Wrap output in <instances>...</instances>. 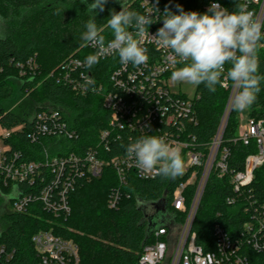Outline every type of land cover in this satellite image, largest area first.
I'll use <instances>...</instances> for the list:
<instances>
[{
  "label": "trees",
  "instance_id": "1",
  "mask_svg": "<svg viewBox=\"0 0 264 264\" xmlns=\"http://www.w3.org/2000/svg\"><path fill=\"white\" fill-rule=\"evenodd\" d=\"M142 1L125 0L124 4L129 10L143 14ZM210 1L150 0L160 10L155 29L163 26L166 6L173 13H177L176 5H180L184 11L203 14ZM216 1L231 9L239 4L238 0ZM121 7L115 10L119 12ZM110 14L111 11L105 9L92 12L82 0H67L63 4H58V0H0V19L10 26L14 23L17 30L0 36V127H20L8 144L25 162L44 161V148L48 149L50 158L90 150L103 159L113 158L126 149L128 138L119 145L110 137L105 149L99 139V133L108 128L109 122V112L103 108V94L110 89V74L119 65V59H100L91 69L83 66L72 69L70 63L75 60L83 65L84 58L95 52L90 46L81 47V34L89 19L96 17L98 27L104 29L103 34L112 39L107 25ZM257 55L259 74L264 75V47L258 48ZM228 67L225 66L226 70ZM85 77L92 79L94 85L85 87ZM260 88L256 102L247 109V117L264 121V81ZM229 91L221 85H217L214 93L204 84L195 86L192 105L196 124L186 126L188 134L194 137L190 140L194 147L205 151L214 138ZM18 98H22V102L16 104ZM44 112L55 113L56 119L66 123L71 136H39L32 142L28 137L34 130L32 117ZM238 113L232 105L220 144L221 149L229 150L228 174L209 175L191 228L196 244L205 252L215 250V225L222 227L230 239L241 241L243 226L249 222L255 224L264 216V163L255 171L252 183L236 204H226V198L232 195L230 176L242 170L247 155L256 152L253 144L247 147L240 141H233L238 136ZM185 179L184 175L175 179L157 176L154 180L143 181L130 171L126 184L121 186L111 167H105L97 179L77 178L68 196L69 215L55 217L44 211L39 203H33L24 214L3 217L6 230L0 242L13 251L12 259L6 264H38L31 238L39 231H49L72 241L78 248L79 264H135L143 246L155 241L154 230L162 226L170 228L169 221H163L156 213L157 202L164 200L166 215L174 226L184 223L186 215L174 211L171 202L175 189ZM35 183L34 188L40 189V180ZM21 187L31 191L28 184ZM116 189L120 200L110 209L109 195ZM193 189V186L186 188L188 205ZM241 253L249 264H264L262 253L249 247H243Z\"/></svg>",
  "mask_w": 264,
  "mask_h": 264
},
{
  "label": "built area",
  "instance_id": "2",
  "mask_svg": "<svg viewBox=\"0 0 264 264\" xmlns=\"http://www.w3.org/2000/svg\"><path fill=\"white\" fill-rule=\"evenodd\" d=\"M219 1L211 0L208 4ZM246 3L257 19L264 23V0H238ZM168 5L170 2L167 3ZM143 15H151L153 24L148 27L150 35H155V23L160 19V10L150 0L141 2ZM158 9V10H157ZM230 12L236 9L226 8ZM162 24V23H161ZM135 31V29H129ZM142 46L147 48L148 60L140 66L121 64L110 74V89L103 94V108L109 112L108 128L99 133L102 147L107 148L109 138H114L119 145L123 139L134 141L143 135L164 136L168 142L179 148L185 160L186 176L173 193L171 207L174 211L184 213L182 225L170 228L162 226L154 230L155 241L143 246L135 264H249L247 257L241 253L243 247L264 254V216L255 224L249 222L243 226L241 241L230 239L219 225L213 228L215 250L205 252L196 244L195 234L191 228L195 214L202 198L205 185L211 173L218 177L228 174L227 159L229 150L220 148L226 118L236 94L227 79L222 78L221 87L229 91L227 105L221 118L217 132L207 149L200 150L193 146L194 140L188 134L186 126L196 124L192 100L182 94H174L169 90L171 72L180 65L172 62V54L155 44L150 36L143 38ZM91 47V46H90ZM259 47H264L262 43ZM93 48V47H92ZM96 51L95 48H93ZM118 58L116 55L102 57V60ZM72 69L81 68L82 63L71 61ZM33 118V119H32ZM34 130L28 134L32 142L38 137L71 136L66 123L56 119L55 113H38L32 117ZM150 125L151 127H146ZM1 128V127H0ZM2 129L0 141V199L6 203L2 209L3 217L12 213L24 214L33 203H39L44 211L55 217L69 215L68 196L75 187L77 178L97 179L105 167L115 172L119 185L126 184V175L133 172L143 181L154 180L157 176L145 177L136 167L135 160L130 159L126 149L119 155L103 159L95 151L82 154L69 153L66 156H48L44 148L45 159L42 162H25L20 153L11 151L8 141L20 131V127ZM244 146L253 144L256 152L245 157L242 170L234 172L229 179L232 195L226 198L227 205H234L238 197L252 183L254 173L264 163V121L247 118L246 124L238 128V136L233 140ZM127 144V145H128ZM127 147V146H126ZM40 180V189H35L36 180ZM30 185L31 191L23 189V184ZM194 187L193 196L187 204L186 188ZM34 188V189H33ZM120 200L119 190H112L108 207L114 209ZM245 211H247L245 209ZM167 219L171 218L167 215ZM0 230V236L6 230ZM38 264H79L77 246L70 240L55 236L49 231H39L31 238ZM243 243V245L241 244ZM13 251L0 242V264L12 259Z\"/></svg>",
  "mask_w": 264,
  "mask_h": 264
},
{
  "label": "clouds",
  "instance_id": "3",
  "mask_svg": "<svg viewBox=\"0 0 264 264\" xmlns=\"http://www.w3.org/2000/svg\"><path fill=\"white\" fill-rule=\"evenodd\" d=\"M82 3L92 12H103L108 0H94L90 4L82 0ZM120 3L121 10H112L107 19L112 39L103 34L104 29L98 27L96 17L87 21L86 30L81 34V47L91 46L96 51L84 58L83 67L91 69L108 55L118 56L121 64L138 67L148 60L147 48L142 46L143 38L148 35L156 45L169 50L172 62L180 65L171 72L172 81L195 86L204 84L214 93L226 75L236 89L232 100L236 111H245L256 102L261 81H264V75L259 74L257 55L259 46L264 43V23L246 3L238 4L236 10L230 12L213 2L203 14L184 11L180 5H176L177 13H173L166 6L163 26L155 35L148 31L153 24L151 15L129 10L123 0ZM226 65H229L227 70ZM94 83L85 77V87ZM126 154L135 160L145 177L175 179L185 170L181 150L164 136L143 135L127 145Z\"/></svg>",
  "mask_w": 264,
  "mask_h": 264
},
{
  "label": "rangeland",
  "instance_id": "4",
  "mask_svg": "<svg viewBox=\"0 0 264 264\" xmlns=\"http://www.w3.org/2000/svg\"><path fill=\"white\" fill-rule=\"evenodd\" d=\"M125 0H123V3H124ZM67 2V0H58V4H63ZM92 2H94V0H92ZM122 5L120 3V0H108V3L105 5V10H109V11H112V10H117L118 8H120ZM115 10V11H116ZM14 25V23H13ZM11 24L8 25L7 22H4L0 19V36H5L6 34L12 32H16V28H15V25L13 26ZM169 90L171 93H174V94H182L184 96H186L188 99H191L194 97V94H195V85H190V84H187V83H179V82H174V81H170L169 82ZM18 100V102L16 104H18L19 102L21 103L22 102V98H18L16 99ZM15 105V103H14ZM239 126L242 128L245 124H246V121H247V114H248V111L247 109L245 111H239ZM0 133H2V129L0 128ZM0 145L1 146H5V144L3 142L0 141ZM5 204V201L3 199H0V230H3L5 228V224H4V220H3V215H2V209H1V206L3 207V205ZM6 223V222H5Z\"/></svg>",
  "mask_w": 264,
  "mask_h": 264
},
{
  "label": "water",
  "instance_id": "5",
  "mask_svg": "<svg viewBox=\"0 0 264 264\" xmlns=\"http://www.w3.org/2000/svg\"><path fill=\"white\" fill-rule=\"evenodd\" d=\"M231 107H232V105H231ZM231 107H230V109H231ZM230 111V110H229ZM228 115H229V113H228ZM228 115H227V118H226V120L228 119ZM155 207H156V213L158 214V216L163 220V221H165V220H168L167 218V215H166V212H165V202H164V200H161V201H159V202H157L156 204H155ZM170 223H172L173 221L172 220H168ZM157 229V228H156Z\"/></svg>",
  "mask_w": 264,
  "mask_h": 264
},
{
  "label": "flooded vegetation",
  "instance_id": "6",
  "mask_svg": "<svg viewBox=\"0 0 264 264\" xmlns=\"http://www.w3.org/2000/svg\"><path fill=\"white\" fill-rule=\"evenodd\" d=\"M6 207V203L3 205V207L1 206V209H4Z\"/></svg>",
  "mask_w": 264,
  "mask_h": 264
}]
</instances>
